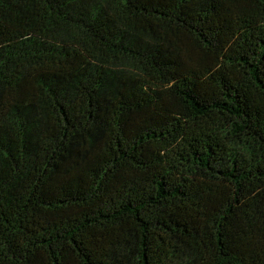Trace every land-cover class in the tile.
I'll list each match as a JSON object with an SVG mask.
<instances>
[{
    "label": "trees",
    "instance_id": "16d2710c",
    "mask_svg": "<svg viewBox=\"0 0 264 264\" xmlns=\"http://www.w3.org/2000/svg\"><path fill=\"white\" fill-rule=\"evenodd\" d=\"M0 264H264V0H0Z\"/></svg>",
    "mask_w": 264,
    "mask_h": 264
}]
</instances>
